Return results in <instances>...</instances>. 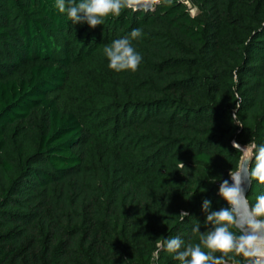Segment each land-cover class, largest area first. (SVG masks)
Listing matches in <instances>:
<instances>
[{
	"label": "trees",
	"instance_id": "16d2710c",
	"mask_svg": "<svg viewBox=\"0 0 264 264\" xmlns=\"http://www.w3.org/2000/svg\"><path fill=\"white\" fill-rule=\"evenodd\" d=\"M55 2L0 0V264H180L164 241L200 242L204 199L229 208L232 142L264 145V0H161L96 28ZM122 38L135 72L109 68Z\"/></svg>",
	"mask_w": 264,
	"mask_h": 264
},
{
	"label": "clouds",
	"instance_id": "9594fccd",
	"mask_svg": "<svg viewBox=\"0 0 264 264\" xmlns=\"http://www.w3.org/2000/svg\"><path fill=\"white\" fill-rule=\"evenodd\" d=\"M164 2L170 3L171 0ZM160 3L161 0H56L55 7L60 13H66L73 23H87L90 28H96L105 23L110 15L118 17L122 9L149 12ZM141 35L139 29L130 33L131 40ZM131 40L116 39L104 48L110 69L116 72H135L138 69L142 56L135 51ZM232 146L242 154L241 160L235 170L229 172L232 183L224 180L219 187V195L229 208L212 211L211 201L204 199L202 211L206 214L205 224L212 227L202 234L199 222L194 225L193 234H199L200 242L184 247L185 242L178 236L164 241L166 251L175 254L174 258L180 264H227L228 259H232L233 264H239L235 257H242L247 264H264V195L257 196L254 205L250 204L244 187L245 183L253 181L264 185V145L251 143L241 147L233 141ZM179 164L184 168L182 163ZM189 216L186 211L179 214L181 220ZM232 229H237L239 234Z\"/></svg>",
	"mask_w": 264,
	"mask_h": 264
},
{
	"label": "water",
	"instance_id": "95a60500",
	"mask_svg": "<svg viewBox=\"0 0 264 264\" xmlns=\"http://www.w3.org/2000/svg\"><path fill=\"white\" fill-rule=\"evenodd\" d=\"M241 147H242V146H241ZM241 155H242V154H241ZM241 155H240V157H239L238 165H239L240 160H241ZM238 165H237V166H238ZM229 183H230V184L232 183L230 177H229ZM244 187H245V195L247 196V194L249 193V190H250V184L245 183Z\"/></svg>",
	"mask_w": 264,
	"mask_h": 264
},
{
	"label": "built area",
	"instance_id": "2783aa9c",
	"mask_svg": "<svg viewBox=\"0 0 264 264\" xmlns=\"http://www.w3.org/2000/svg\"><path fill=\"white\" fill-rule=\"evenodd\" d=\"M227 264H230V263L227 262Z\"/></svg>",
	"mask_w": 264,
	"mask_h": 264
},
{
	"label": "rangeland",
	"instance_id": "374dc122",
	"mask_svg": "<svg viewBox=\"0 0 264 264\" xmlns=\"http://www.w3.org/2000/svg\"><path fill=\"white\" fill-rule=\"evenodd\" d=\"M242 147H244V146H242Z\"/></svg>",
	"mask_w": 264,
	"mask_h": 264
}]
</instances>
